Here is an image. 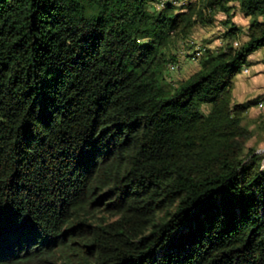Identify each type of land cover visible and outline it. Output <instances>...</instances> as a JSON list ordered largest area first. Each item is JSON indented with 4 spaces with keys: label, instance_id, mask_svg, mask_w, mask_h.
Masks as SVG:
<instances>
[{
    "label": "trees",
    "instance_id": "trees-1",
    "mask_svg": "<svg viewBox=\"0 0 264 264\" xmlns=\"http://www.w3.org/2000/svg\"><path fill=\"white\" fill-rule=\"evenodd\" d=\"M157 1L0 0V264H264V152L233 103L264 0ZM235 2L248 40L176 82L175 38Z\"/></svg>",
    "mask_w": 264,
    "mask_h": 264
},
{
    "label": "rangeland",
    "instance_id": "rangeland-1",
    "mask_svg": "<svg viewBox=\"0 0 264 264\" xmlns=\"http://www.w3.org/2000/svg\"><path fill=\"white\" fill-rule=\"evenodd\" d=\"M230 5L232 8L228 12L217 11L210 14L208 11V17H212L213 22L199 23L192 29V33L188 37L175 38V42L172 43L168 52L172 63H175L170 66L178 68L176 65L178 64L180 67L178 71L169 67L171 73L175 72L174 80L176 82H180L181 77L189 76L195 72L196 66L188 64L187 59L192 60L196 65L200 64L203 56L195 60L198 57L194 54L197 51L196 47L199 50H221L231 44L235 48H239L248 40V28L252 17L245 16L237 2ZM228 19L238 27L233 36L227 35V31L232 27L231 23L226 24ZM262 101H264V47L248 56L246 64L234 78L233 88L234 105L254 102L242 113V125L251 133L246 147L255 148L260 153L264 152V107H261L264 104L261 105Z\"/></svg>",
    "mask_w": 264,
    "mask_h": 264
},
{
    "label": "bare ground",
    "instance_id": "bare-ground-1",
    "mask_svg": "<svg viewBox=\"0 0 264 264\" xmlns=\"http://www.w3.org/2000/svg\"><path fill=\"white\" fill-rule=\"evenodd\" d=\"M187 1H189V0H158L157 2H158L159 6H163L167 2H172L175 5H179V4L181 5L182 3H185ZM205 50H207V49H202V50L198 49L197 51H195L196 53H194V54L198 56L201 52H203ZM171 68H174V66L172 65ZM263 104H264V101H262L261 105H263Z\"/></svg>",
    "mask_w": 264,
    "mask_h": 264
},
{
    "label": "crops",
    "instance_id": "crops-1",
    "mask_svg": "<svg viewBox=\"0 0 264 264\" xmlns=\"http://www.w3.org/2000/svg\"><path fill=\"white\" fill-rule=\"evenodd\" d=\"M196 50H198V48L196 47ZM195 60H198V59H195ZM187 61H188V64H192V65H194V66H196V68H195V71L199 68V65H196L195 63H193V61L192 60H189V59H187ZM191 75V74H190ZM189 75V76H190ZM189 76H185V77H181V79L183 80V79H186V78H188ZM260 101V100H259Z\"/></svg>",
    "mask_w": 264,
    "mask_h": 264
},
{
    "label": "built area",
    "instance_id": "built-area-1",
    "mask_svg": "<svg viewBox=\"0 0 264 264\" xmlns=\"http://www.w3.org/2000/svg\"><path fill=\"white\" fill-rule=\"evenodd\" d=\"M171 68V66H169ZM171 69H177V68H171ZM261 107H264V106H261Z\"/></svg>",
    "mask_w": 264,
    "mask_h": 264
}]
</instances>
